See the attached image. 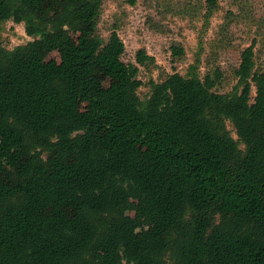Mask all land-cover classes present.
<instances>
[{"label":"trees","instance_id":"1","mask_svg":"<svg viewBox=\"0 0 264 264\" xmlns=\"http://www.w3.org/2000/svg\"><path fill=\"white\" fill-rule=\"evenodd\" d=\"M37 1L0 0V27L24 24L33 39L13 50L0 40V135L18 133L32 159L0 169L9 178L0 264H264V71L254 46L230 93L215 90L220 68L202 76L198 56L141 96L118 32H98L107 0H59L55 19L39 16ZM204 7L209 21L220 0ZM24 58L48 61L35 78ZM100 73L114 79L108 88Z\"/></svg>","mask_w":264,"mask_h":264},{"label":"rangeland","instance_id":"2","mask_svg":"<svg viewBox=\"0 0 264 264\" xmlns=\"http://www.w3.org/2000/svg\"><path fill=\"white\" fill-rule=\"evenodd\" d=\"M205 0H107L102 7L98 32L108 40L113 31H117L126 48L123 61L139 68V79L146 85L140 95L149 92L147 84L164 81L168 75H185L195 59L200 56L202 76L212 74L216 68L223 73L216 91L230 93L237 85L235 70L241 63L245 49L254 46L257 71H264V0H220V9L209 21H206ZM35 12L39 16L55 19L59 13V0H38ZM231 13V15H229ZM78 25L65 28L64 35L68 43L77 37ZM0 40L8 50L26 45L33 41L25 32L24 24L9 21L0 27ZM172 46H181L185 50L182 59H174ZM145 56L154 59V64L146 67L142 62ZM59 60L53 53L49 59ZM31 66L32 75L38 77L48 58L35 60L24 58ZM104 88L114 81L104 73L98 75ZM3 82L7 76L1 75ZM256 90H252V98ZM83 108L80 104L79 109ZM232 131V126L228 124ZM236 138V136L234 135ZM2 148L18 152V157L4 154ZM32 160L22 150L18 133L0 135V169L8 166L19 168ZM41 171V163L37 165ZM18 179H14L17 181ZM0 182H9L8 172L0 174ZM64 211L71 217L75 209L67 206ZM51 212L45 210L46 214Z\"/></svg>","mask_w":264,"mask_h":264}]
</instances>
